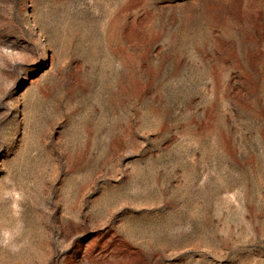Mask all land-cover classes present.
<instances>
[{"label": "rangeland", "instance_id": "obj_1", "mask_svg": "<svg viewBox=\"0 0 264 264\" xmlns=\"http://www.w3.org/2000/svg\"><path fill=\"white\" fill-rule=\"evenodd\" d=\"M0 264H264V0H0Z\"/></svg>", "mask_w": 264, "mask_h": 264}]
</instances>
